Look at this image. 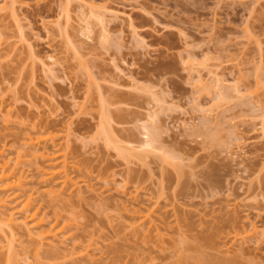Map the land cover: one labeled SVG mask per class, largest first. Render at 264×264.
<instances>
[{"label":"rangeland","instance_id":"374dc122","mask_svg":"<svg viewBox=\"0 0 264 264\" xmlns=\"http://www.w3.org/2000/svg\"><path fill=\"white\" fill-rule=\"evenodd\" d=\"M11 1L1 196L60 237L8 236L17 264H264V0ZM41 131L80 189L23 145Z\"/></svg>","mask_w":264,"mask_h":264},{"label":"bare ground","instance_id":"6f19581e","mask_svg":"<svg viewBox=\"0 0 264 264\" xmlns=\"http://www.w3.org/2000/svg\"><path fill=\"white\" fill-rule=\"evenodd\" d=\"M11 6H10V9H11V13L12 14H15L16 13V9H15V0H12L11 1V4H10ZM221 84V83H220ZM206 90V89H205ZM238 90V89H237ZM225 94H226V96L227 97H229L228 96V94L225 92ZM225 96V95H224ZM225 96V97H226ZM230 97H231V95H230ZM233 97V96H232ZM228 99V98H227ZM228 101V100H227ZM226 101V102H227ZM104 110V109H103ZM102 110V111H103ZM104 112V111H103ZM102 112V113H103ZM156 113V112H155ZM105 114V116H106V113H104ZM103 116L104 115H102V118H103ZM150 116V115H149ZM105 118V117H104ZM118 118H121V116L120 115H118ZM150 118V117H149ZM103 120V119H102ZM104 120H106L107 121V117L104 119ZM104 120L103 121H101L102 123H104ZM108 122V121H107ZM109 123V122H108ZM144 124V126H146V127H144V129H145V131H144V134H145V136H146V138L145 139H143V141L139 144L140 145V147L142 146H144L145 147V149H147L148 148V146L150 147V146H152V144H153V142H151V141H155V139L154 138H156V142H154V143H156L157 144V142L159 143V141H158V139H159V137H160V135H157L158 134V131L155 129V127L154 128H152V126L153 125H149V126H147V124L145 125V122L143 123ZM105 125V126H104ZM101 126H103L104 128H103V130H104V133L103 132H101V130H100V134H105L106 133V135H108L107 134V132H108V130H109V128H108V130H107V128L106 127H108V125L107 124H101ZM106 128V129H105ZM156 128H157V126H156ZM264 128V127H263ZM151 129H152V131L154 132H151ZM159 129V128H158ZM156 132H155V131ZM43 132H45V130L43 131ZM46 133H48L47 131H46ZM41 134H42V131H41ZM45 134V133H44ZM159 134H160V132H159ZM48 135H49V133H48ZM50 135H51V133H50ZM211 135V134H210ZM159 136V137H158ZM41 137H43V139L45 138V137H48L49 138V136H46V134H45V137L43 136V134H42V136H33V135H26L24 138H25V142H24V144L23 145H25V146H29V147H32V148H34L35 150H38V151H41L42 152V154H41V156L43 157V160H44V164L45 163H47V165H49V166H51V167H54V168H57V167H61L60 169H55V170H52V171H44V175H46L47 177H48V179L50 180V182L51 183H53V182H55L56 180V177L59 175V177L60 178H63L62 179V181H61V183H62V186L61 187H63V188H67V186L68 185H71V186H74L75 188H79L78 187V183H76V182H73V181H71V179H70V177H69V171L67 170L68 168V166H67V161H65L66 160V158H65V156H63L62 157V159H65V160H62L61 159V161L60 162H62V165L61 166H58V165H60V163H59V161H57L58 159H60L61 158V156L62 155H59L57 152H58V150H56V149H54L53 150V152H51V151H49V146L48 145H46V146H41V143H44L45 142V140L47 141V139H45L44 141H43V139L41 138ZM51 137H53L54 138V136L52 135ZM50 137V139H52V141H54V139L53 138H51ZM107 136L105 137V140L107 141ZM109 138V137H108ZM49 139V140H50ZM153 139V140H152ZM109 141H111V139H108ZM160 140V139H159ZM51 141V142H52ZM56 141V140H55ZM109 141H107L108 142V144L110 145V143L111 142H109ZM47 143V142H46ZM150 143H152L151 145H150ZM142 144V145H141ZM24 146V147H25ZM58 146V144H56V143H54V144H52V148L53 147H57ZM143 147V148H144ZM147 147V148H146ZM153 148V147H152ZM150 149H151V147H150ZM8 168V165L6 164V162L5 161H0V214H1V216H0V224H2V227H4V228H6V229H2V227H1V225H0V231L1 232H4V234H8V235H6L5 236V239L7 240V238H8V236H9V240H10V244L13 242V241H15L14 239H15V235H19L20 233H19V231L18 230H21L22 229V231L24 232V233H26L27 234V237H28V235H29V238H31V236L32 235H34L33 233L34 232H32V231H34L33 229H35V228H37L38 230H40L39 228H41V230H40V232L39 231H35L36 233V236H37V244L39 245V244H41V243H44V242H41V240L42 239H49V240H51L50 242H48V244L49 245H54L53 243H56V242H60V240H59V238L60 237H58V235L55 233V234H53V231H54V229H53V227H50V228H45L44 226H43V223H42V219H39V220H37V222H33V221H27V218H28V216H27V214L25 215V213L26 212H28V210L30 209V205H31V198H32V194L31 195H27L26 196V198H25V200L23 201V202H21V203H19V204H17V205H12V203H14L13 201H12V199L10 200V198L8 197L7 198V196H5L4 197V195L3 196H1L2 194H1V191H3L4 190V192H5V190H7L9 187H11V182H10V179L12 178V176H13V174H7V171L6 170H8L7 169ZM181 170V169H180ZM43 174V173H42ZM19 174H17V175H14L17 179V181L16 180H14V181H12L14 184L17 182V184L16 185H19L18 186V188L20 189V190H22V191H25V186H24V184H25V180H24V178L22 177V175H19ZM18 176V177H17ZM23 178V179H22ZM24 180V181H23ZM22 182L24 183V184H22ZM6 185V186H5ZM89 186V185H88ZM81 188V187H80ZM79 188V189H80ZM78 189V192H80V190ZM27 191V190H26ZM26 194H24V196H25ZM14 199V198H13ZM11 201V202H9V201ZM8 201V202H7ZM9 203V204H8ZM30 211V210H29ZM20 214H21V216H20ZM32 219V218H31ZM252 226V225H251ZM255 226V225H254ZM6 231V232H5ZM256 231V230H255ZM18 232V233H17ZM21 232V231H20ZM23 232H21L22 233V235H23ZM37 232H38V234H37ZM25 234V235H26ZM39 236V237H38ZM11 237V238H10ZM21 237V236H20ZM34 237H35V235H34ZM33 236H32V238H34ZM14 238V239H13ZM41 240H40V239ZM13 239V240H12ZM1 241H3V240H1ZM8 241V240H7ZM43 241V240H42ZM48 241V240H47ZM61 241H63V240H61ZM10 244H9V241H8V246L6 245V246H2V249H1V247H0V250L1 251H3V248L4 247H6L4 250L5 251H3V252H1L0 251V261L2 262V264H17V256H18V254L16 253L17 251H15L14 252V250H15V248L14 247H12L13 245V243L11 244L12 246H10ZM41 245H43V244H41ZM40 246V245H39ZM56 246V245H55ZM53 248H56V247H52V249ZM14 249V250H13ZM40 250L41 249H38L37 250V253H36V255H38V253L40 252ZM50 255H52V253L50 254ZM17 261V262H16ZM221 262H223V263H209V264H230V262L228 263V262H224V261H221ZM233 262V261H232ZM207 263V262H206Z\"/></svg>","mask_w":264,"mask_h":264}]
</instances>
